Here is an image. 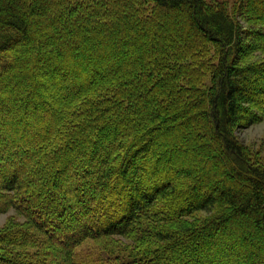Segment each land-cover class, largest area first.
<instances>
[{
  "label": "trees",
  "instance_id": "16d2710c",
  "mask_svg": "<svg viewBox=\"0 0 264 264\" xmlns=\"http://www.w3.org/2000/svg\"><path fill=\"white\" fill-rule=\"evenodd\" d=\"M263 117L264 0H0V264H264Z\"/></svg>",
  "mask_w": 264,
  "mask_h": 264
},
{
  "label": "rangeland",
  "instance_id": "374dc122",
  "mask_svg": "<svg viewBox=\"0 0 264 264\" xmlns=\"http://www.w3.org/2000/svg\"><path fill=\"white\" fill-rule=\"evenodd\" d=\"M210 2L214 1H226L231 10H233V6L236 0H208ZM116 7H118L116 5ZM239 138L241 141L246 144L248 149L254 154L256 158H260L264 161V117L262 121L252 124L247 128H242L238 131ZM207 212L199 213L200 216L206 215ZM14 217L19 219V221H24L25 217L19 215L18 212L11 208L4 213H0V228L9 220V218ZM116 243L124 248L128 243V239L124 237H114L113 238Z\"/></svg>",
  "mask_w": 264,
  "mask_h": 264
}]
</instances>
